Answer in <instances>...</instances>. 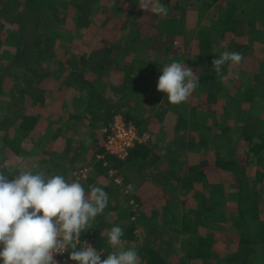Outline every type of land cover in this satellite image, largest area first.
<instances>
[{"label":"trees","instance_id":"obj_1","mask_svg":"<svg viewBox=\"0 0 264 264\" xmlns=\"http://www.w3.org/2000/svg\"><path fill=\"white\" fill-rule=\"evenodd\" d=\"M43 1L0 0V172L11 176L10 179L19 175L20 171L10 174L9 167L4 165L5 151L20 155L24 141L43 131L37 123L40 117H48V113L43 115L46 100L64 90L63 86L72 87L77 91V98L83 100L84 109L76 114L64 111L57 121L44 125L50 146L62 140L55 159L49 160L53 149L49 147L42 152L37 148L39 143L31 140L37 146L32 153L38 159L36 169L41 168L46 178L62 175L70 182L75 171L92 165L87 179L81 181L85 191H90L89 186L97 183L107 189L106 180L103 183L99 179L105 175L110 177L108 190L113 191H106L111 195L121 186L115 182V176L120 177L126 187L132 182L128 173L132 168L148 173L160 167L164 177L159 179L163 177L172 183L166 182L164 192L185 191L194 195L192 205L203 212V221L226 220L230 216L224 214L228 209L236 216L231 220L238 246L232 250L227 246L234 253L228 254L224 264H264V221L259 197L264 185L255 187L257 181L248 177L252 160L256 165L257 160L260 162L263 169L258 168V177H264V59L251 55L248 43L226 42L231 35L247 39L251 46L263 39L264 0H159L167 8L164 16L142 11L140 0H119L103 19L93 17L98 0H59L55 8L45 7ZM212 16L215 20L206 24ZM189 17L197 18L192 33L187 25ZM95 24L100 31L99 45L72 55L68 52L69 46L59 50L68 34L80 36ZM70 26L73 28L69 29ZM194 40L197 51L186 55L193 59L192 65L199 67L195 73L200 85L192 94L191 103L173 105L168 102L166 93L157 90L158 79L165 65L181 61ZM225 51L239 52L249 60L237 84L221 80L213 70L212 61ZM54 53H59L57 58ZM49 64L53 66L51 73L47 68ZM232 71V66L223 67L225 76ZM158 102L166 106L165 111L171 110L177 115L174 127L164 140L150 130L156 126L152 117L158 114L155 111ZM136 106L146 109L137 111ZM33 107L38 108L39 117L28 112ZM146 111L149 115H144ZM257 113H262L263 117H257ZM118 114L132 121L142 136L145 132L151 136L137 144L124 161L107 154L95 137L98 146L93 147L92 157L75 161L79 157L80 143L74 144L75 138L68 136L67 131L77 128L78 123V127L86 129L90 124L108 125ZM57 124L67 125V131L54 128ZM189 132L197 139L188 135L190 138H186ZM32 133L34 136L30 135ZM165 140L168 145L159 144ZM170 140L173 142L169 143ZM209 148L214 150V157L207 151ZM161 149L167 150L169 167L157 160ZM191 151L199 158L197 164L189 166L183 159L185 153ZM98 155L102 158L98 159ZM110 171H114L113 176ZM219 173L221 177H232V180L229 178V197L219 182ZM209 178L214 181H208ZM200 198H203L201 202H197ZM161 199L163 204H168L170 196L163 194ZM110 204L108 199L109 207L89 222L78 247L87 239L94 240L93 245L97 242L101 248L106 244L101 226L107 220L106 215L116 210V206ZM192 214L196 219L200 216ZM192 222L193 219L185 216L180 221L182 229L177 233H185L183 228ZM211 241L212 237L198 239L192 248L195 253L190 251L188 256L210 254ZM170 248L171 245H166L161 252ZM256 255L263 258L258 260ZM163 257L152 250L140 264H166ZM187 259L185 256L184 260ZM188 261L187 264H191ZM66 264L76 262L69 259Z\"/></svg>","mask_w":264,"mask_h":264},{"label":"clouds","instance_id":"obj_2","mask_svg":"<svg viewBox=\"0 0 264 264\" xmlns=\"http://www.w3.org/2000/svg\"><path fill=\"white\" fill-rule=\"evenodd\" d=\"M139 8L167 15L166 6L159 0H140ZM243 59L239 52L225 51L212 61L213 70L221 80H226L223 67L239 65ZM161 73L157 90L166 93L173 105L187 101L200 85L197 73L180 62L165 65ZM89 187L86 192L81 183L68 182L62 175L46 178L43 172L21 170L10 179L0 172V261L58 264L56 255L71 249L69 259L76 264H138V252L121 247L124 232L120 226L108 231V243L114 251L106 259L102 260L103 252L91 245L84 243L78 247L89 222L108 205V194L103 188Z\"/></svg>","mask_w":264,"mask_h":264},{"label":"crops","instance_id":"obj_3","mask_svg":"<svg viewBox=\"0 0 264 264\" xmlns=\"http://www.w3.org/2000/svg\"><path fill=\"white\" fill-rule=\"evenodd\" d=\"M196 20H197V18H195L193 25H191V26H193L192 30H194V26L196 25ZM214 20H215V17L212 16L210 18V20L206 22V24H209L211 21H214ZM187 25H188V23H187ZM188 28L190 29L189 25H188ZM190 32L192 33L193 31L190 30ZM262 38L263 39H260L258 42L256 41V42L252 43L253 44L252 46L248 42L247 39L241 38L238 36H232V35L227 38L226 42L234 44V43H238V42L243 41L245 43H248L250 46L251 55L264 59V37H262ZM194 41L196 42V40H194ZM217 44H220V43H217ZM89 47H90V45L88 46V48ZM248 57H249V55H248ZM248 61H249L248 58H245L241 62L242 66H245V68H246L245 63ZM245 68H242L241 71L239 70L236 75L237 76L241 75L242 70H244ZM238 78H237V80H238ZM53 98H54L53 99L54 102H52V100L49 101V99H47L46 103H45V110H46L47 105L50 104L51 106H53V108H50V110L48 112L47 118L50 121H54V120L58 119V117L55 116L56 111H60L61 113L64 111L66 113H71L69 111V109L66 110L65 108H63V106L66 104H64L63 101L60 100V97H53ZM58 100L60 102H57ZM157 105L158 106H156L155 111L157 110L156 113H158V114L155 117H152L153 115L151 116L152 119L155 118L156 126L150 128V130L157 132L158 135L160 134L162 139H167L168 131L171 130L170 125L174 127L176 120H177V115L171 110L165 111L166 106L163 105L162 102H158ZM141 109H146V108L145 107L142 108V106H136L137 111H139ZM155 111H154V113H155ZM51 114H52V118H49ZM74 114H76V112H74ZM119 115L120 114H118L116 116H119ZM144 115H149V113L146 111ZM120 116H122V115H120ZM256 116L259 118L263 117L262 113L261 114L257 113ZM113 120L114 119H112V121ZM127 121H129V120H127ZM129 122L133 123L132 121H129ZM172 122H173V124H171ZM37 125L39 128H42L43 131L41 130L40 134L35 135V138L37 136H39L41 138L43 136L44 132H46L44 130V124L43 123H37ZM108 125H101V126H103L101 128V130H103ZM138 131L140 132L139 128H138ZM33 134L34 133H32L30 135L34 136ZM140 135H142V134H140ZM143 136L150 137L151 134L145 132L143 134ZM30 137L31 136H29L28 138H30ZM43 138H45V137H43ZM37 142H39V140ZM172 142H173L172 140L169 141V143H172ZM46 144H48V143H46ZM79 148H80V146H79ZM25 150H26L25 147H23V149L21 148V154H20V155L24 154V159H25V153H26ZM7 151H9V153H12L13 155H15V153L12 150H6L5 154ZM246 151H247V149H246ZM79 152H81V148H80ZM20 155H18V156H20ZM92 155H93V153L90 152V154L86 155V157H84V159H89L92 157ZM18 156H16V157H18ZM253 156H255V154ZM4 158L7 159L6 156ZM97 158L101 159L102 155H98ZM157 160H159L158 162L160 164H163L164 162L169 161L168 158L165 160V158L162 157L161 155ZM257 162H258V165H256V163H255V165L258 167L260 165V162L258 160H257ZM197 163H198L197 161L189 162V166L193 165V164H197ZM251 164H250V166H251ZM84 168H87L85 176L83 177V179L86 180L89 172L92 171V165H90L88 167H84ZM161 170L162 169L160 167H157V168H153L152 170L148 171V173H147V171L140 173L137 169L132 168L128 172L130 175V179H132V182L130 183V185H132L131 190L129 189V185L126 187L124 185H121L118 190L114 191L113 194L109 195L108 192L106 191L109 188L108 185H106L107 189H104L105 185H103V189L108 194V199L111 202L110 205L116 206V210H115V212H109L106 215L107 220H105V223H103V225L101 226L102 227V233L105 234V236H106V244L104 246H102V248H101V246H99L97 244V242H96V245L94 242V248H96L97 251L103 252L101 259L102 260L106 259L107 255L110 252L114 251V249L108 243V231H110L113 226H120V227H122L123 232H124V235L121 238L122 239L121 247L124 248L125 250L135 249L139 255L138 264H140L141 260L146 256V254L148 252H151L152 250H154L156 253H158L159 256L164 255L163 258H164V262L166 264H169V262H168L169 259H168L167 255H171V256L181 255L182 256V257H179L180 259H179V261H177V263H173V264H187L189 262L188 260H190L191 264H222L221 262L225 261L227 259L228 255L223 256L221 254V252H217V251H219L217 249V248H219L218 245H220V246L224 245V247L222 248V250L224 251L227 248V246H229L228 241H226L225 239H227V240L231 239V243L233 244L232 247L235 248L236 246H238V238L236 239V237H238V236L236 234V230L234 229L235 226H234L233 222L228 221L227 219L226 220L221 219L218 222H210V223H208L205 220L203 221V212H200L198 207H196V206L194 207L192 205L195 196L192 194L189 195L185 191H183L184 192L183 194H180L181 198L178 200V202L180 201L184 207L182 206L183 212H181V217L178 219V222H177L176 218H175V213L171 209H169L168 207H166V208L164 207L165 209L163 210L161 208L163 206V202H161L162 196L158 193L159 190H161V189H159V186L165 187L166 182L172 184L168 179L163 180L164 175H163V173H161ZM249 170H250V168H249ZM40 172H43V171L40 170ZM132 174H135V177H131V176H133ZM162 175H163L162 180H160L159 177H161ZM105 177H106L105 175H102L99 178L100 181L105 183L104 182ZM248 177L251 178V176H249V175H248ZM223 178H225L224 175H222V177H220L219 182H222L221 183L222 187H223L224 191L226 192V195L229 197L228 192L231 191V188H227V186L223 183ZM257 178H259L258 173H256V179ZM212 179H214V178H212ZM212 179L209 178L208 181L211 182V181L215 180V179L214 180H212ZM259 179L255 180V181H257L259 183ZM215 182H217V181H215ZM95 186L101 187V185L99 183L95 184ZM108 191L109 192L113 191V189H110ZM171 193L172 192H170V194ZM174 196H176V194H171V198H173ZM202 199L203 198H200L199 200H197V202H201ZM180 202H179V204H180ZM187 203L189 205V208H187ZM148 207L151 209L147 210ZM139 208H141V209H139ZM228 210L224 214L230 215L231 218H235L236 216L233 215L234 213L228 212ZM163 212H165V214H164V216L161 217V214ZM192 213L199 214L200 216L196 219ZM226 215H225V217H226ZM136 216H138L139 218L137 219V221H134L135 220L134 218ZM185 216H188L191 221L193 219V222L190 225H188V227L183 228V229H186V231H188L187 233H186V231H185V233H177V231L182 229V225L180 224V221ZM226 218H228V217H226ZM132 219H133V221H132ZM138 224H140V226ZM209 237H212V241H211L212 244L211 245L213 246L210 250V254H208V255L204 254L203 257L198 256V255L188 256L190 254V251L192 254L195 253L192 250L195 241H197L200 238L201 239L202 238L208 239ZM222 237H224L225 239ZM180 240H181V242H180ZM179 242H180V250L177 251L176 249H177V245ZM166 245H171V248L169 250L167 249L168 252H167V250H165L164 253H166V254H164L161 251L165 248ZM185 256H187V258H188L187 260H184L183 257H185Z\"/></svg>","mask_w":264,"mask_h":264},{"label":"rangeland","instance_id":"obj_4","mask_svg":"<svg viewBox=\"0 0 264 264\" xmlns=\"http://www.w3.org/2000/svg\"><path fill=\"white\" fill-rule=\"evenodd\" d=\"M58 1L59 0H44L43 1V5L45 7H48V8H55L58 5ZM118 2H119V0H98V2L96 3L95 10H93L94 11L93 12V17L95 16V17H97L99 19H103L105 15L110 14V12H111L110 11L111 10V6L112 5L113 6L114 5L117 6L118 5ZM188 21H189L188 25L190 26V30L193 31L192 30L193 29V26H191V25H193V23L195 21V17H189ZM91 26H92L91 29H88L85 33L81 34L80 36H79L78 33H72V34H68L67 33L68 34L67 35V38L65 39V42L63 44H61L62 46L59 47V50L66 49V47L69 46L68 52H69L70 55H72L74 53H77L78 54L80 52H86L91 47H94L95 45H99L100 44V41H101L100 40L101 38H100V35H99L100 34V31H98L99 27L96 24L95 25H91ZM72 28L73 27L70 26L69 29H72ZM68 31L70 32V30H68ZM72 35L74 36V38H73ZM89 45H90V47L88 48ZM190 46H191V49H189L187 52H185V54L181 58L180 63L184 64L185 66H188V67L192 68L193 71L196 72L199 69V67L198 66L196 67L195 65H192L193 59H191L186 54L189 55V53L192 54V53H195V51H197V42L191 41L190 42ZM176 49H179V47L177 46ZM58 54L59 53H54V56L57 58ZM55 62H56V60H54V67L57 68L58 66H56V63ZM197 64H199V63H197ZM52 67L53 66L50 65V64L47 66L49 73H51V71L53 70ZM242 68H245V66H242L241 63L239 65H233L232 66L233 71L227 75L228 78L226 79L227 80L226 82H229L231 84H237L239 81L237 80L238 76L236 74L238 73L239 70L241 71ZM64 71H66V70H64ZM64 75H65V72H64ZM57 81H59V79H57ZM62 88L64 90H61V92H59V94L58 93L54 94V97H60L61 95L64 96V98H65V104L66 105H64L63 108H65L66 110L69 109V111L71 113H74V112L80 113L84 109L83 108L84 107V104H83V100L82 99H78L77 98V97H79L78 95H76V92L77 91L74 88H72V87L68 88L66 86H63ZM191 97H192V95L187 100V103L188 104L191 103V101H189L191 99ZM53 99L54 98H50L49 101L52 100V102H54ZM57 102H60V101L58 100ZM23 105H24V102H23ZM50 108H53V106H51L50 104L46 106V110H44L45 112H43L44 117L49 112ZM41 111H42V109H41ZM28 112H30L34 116H38L39 117V115H38V112H39L38 108H34L33 107V109L32 110H29ZM60 114H61L60 111H56L55 116H57L59 118L60 117ZM120 117L126 123L132 124L136 128L137 132L140 134V132L138 131V128L133 123L125 120L123 116H120ZM49 118H52V114L50 115ZM49 121L50 120L48 118L42 119V117H40V119H39V123H43L44 125H47ZM54 121H57V120H54ZM88 122H89V120L86 119V123H88ZM74 124H77V122H75ZM171 124H173V122ZM79 125L80 124L78 123L77 124V128H74L73 127V130L71 132H70V130L69 131L66 130L67 125H59V124H57L54 128L60 129L61 132L66 130L67 133H68V136L71 135V136H73L75 138L74 144L75 143L76 144L80 143L81 152H79V157L75 158V161L79 160L81 162L82 161L81 158L86 157V155H89L90 152L93 153V150L95 149L93 147H97L98 145H102L104 147V133H103V130H101V128L103 126H101L100 128H96L95 129V127L96 126L99 127L101 125V123H100V125L99 124L98 125H96V124H90V128L89 129H86V128L82 127V126L81 127H78ZM170 127L172 129L173 126L170 125ZM47 134H48V132H47ZM47 134H45V132H44V134H43V136L41 138L39 136H37L36 138L35 137H32V138L30 137V138H28V139H26L24 141L23 147H25V149H26L25 150L26 151V153H25V159H24V154L16 157L12 153H9V151L6 152L5 156L7 157V159H4V165L9 167L10 174L16 173L17 171H21V170L32 171L35 174V173L39 172V170L41 169V168H39V169H36L35 168L38 165V162H37L38 159H36L35 157L32 156L33 155L32 154L33 151L36 150V147H37L35 144L32 143L31 140H33V139L36 141V143H39L40 146L37 147V148L40 149V151L46 150L49 147H50V149H53L54 153L49 156V160L50 161L53 160V159H55L59 155V147L62 144V140L61 139H58L54 144H52V146H50V143H48L49 144L48 145V144H46L47 141H45L46 139L50 138ZM190 134H191L190 132L187 133L186 134V138L192 137L194 139H197V136L196 135L190 136ZM187 135L190 136V137H188ZM43 137H45V138H43ZM95 137L99 139L98 145L95 144ZM154 138H155V136L153 137V139ZM0 139H2L1 135H0ZM38 140H39V142H37ZM162 140H164V139H162ZM167 141L168 140H165L163 142L159 141V144L160 145L161 144L162 145H168L167 144ZM166 151L167 150H162L161 149L160 152L158 153L162 157H164L165 160L169 157L167 155ZM207 151L211 152L210 153L211 156L214 157V155H213L214 150L212 148L207 149ZM160 155H159V157H160ZM195 155H196V153H194L192 151H191V153L190 152H186L185 153V157L183 159L185 161L184 163L189 164V162L197 161V159L199 158V156H198V158H196ZM163 165L169 167L170 166V163L164 162ZM259 167H261V166H258L257 167L255 165L254 161L252 160V164H251L250 170H249V173H250L249 176H251V178H250L251 180H256V173H258V168ZM262 169H263L262 167L259 168V171H262ZM43 173L45 174V172H43ZM221 174L222 173H219V176L220 177H221ZM132 175L133 176H131V177H135V174H132ZM10 177L11 176H9V178ZM108 178L110 179V177H107V176L105 177V180L107 182V185L110 184V180ZM211 178H213V177H211ZM229 178H231V180H232V177H229V175H225V178H223V183L227 186V188H229V186L231 184V180ZM219 180H220V178H219ZM251 183H253V182H251ZM263 185H264V177L261 176L260 183L257 182L255 187L261 188V186H263ZM115 186H116V184H115ZM110 189H112V188H110ZM159 189L162 190L161 192H158L159 194H161V196H163V194H164L165 197L167 195L170 196L169 203L168 204L167 203H164L161 208L163 210L166 207H168L169 209H171L175 213L176 221H178V219L181 217V212H183V207H184L181 204L180 201H179L180 202V204H179L178 200L181 198V195L180 194H183L184 192L183 191H180V192H172L171 194H176V196H174L173 198H171V194H170L169 191H165L164 192V190H165L164 187L159 186ZM201 189L202 188H200V190ZM187 194H189V193H187ZM259 197L262 200V204L260 205L261 219L264 221V191L261 194H259ZM187 208H189L188 203H187ZM139 209H141V208H139ZM148 209L150 210L151 208L148 207L147 210ZM164 214H165V212H163L161 214V217L164 216ZM138 218L139 217L136 216L134 218L135 219L134 221H137ZM227 220L228 221H232L230 216L227 218ZM132 221H133V219H132ZM138 225L140 226V224H138ZM189 225H190V223H189ZM239 231H240V228H239ZM222 238H224V237H222ZM225 240L228 241L229 250H232L233 244L231 243V239H228V240L225 239ZM180 242H181V240H180ZM180 242L177 245V249H176L177 251L180 250ZM218 246H219V248H217V249L219 251H217V252H221V254L223 256L230 254V252H233L234 253V251H229L227 248L223 251L222 248L224 247V245H221V246L218 245ZM167 257L169 259L168 260L169 264H173V263H177V261H179V259H180L179 257H182V256L181 255H179V256L167 255ZM256 257H257L258 260H261L263 258L261 255H256ZM221 263L224 264V262H221Z\"/></svg>","mask_w":264,"mask_h":264},{"label":"built area","instance_id":"obj_5","mask_svg":"<svg viewBox=\"0 0 264 264\" xmlns=\"http://www.w3.org/2000/svg\"><path fill=\"white\" fill-rule=\"evenodd\" d=\"M103 133L105 137V152L122 161L128 158L130 151L137 144L148 139V137L145 138V136L140 135L132 124L126 123L120 116H116L113 122L103 129ZM86 171L87 168L76 171L73 174V179L70 182L78 181L81 183ZM110 175L113 176L114 171H110ZM115 182L119 185H122V179L118 176H115ZM84 243L94 247L92 239H87L81 242L82 247ZM69 254L70 249L62 255L57 254L55 259L58 261V264H66L69 260Z\"/></svg>","mask_w":264,"mask_h":264}]
</instances>
